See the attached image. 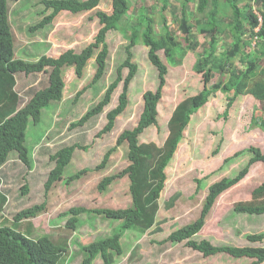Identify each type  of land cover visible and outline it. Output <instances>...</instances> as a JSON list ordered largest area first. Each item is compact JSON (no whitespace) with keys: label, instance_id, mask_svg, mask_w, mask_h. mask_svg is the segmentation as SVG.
I'll list each match as a JSON object with an SVG mask.
<instances>
[{"label":"rangeland","instance_id":"1","mask_svg":"<svg viewBox=\"0 0 264 264\" xmlns=\"http://www.w3.org/2000/svg\"><path fill=\"white\" fill-rule=\"evenodd\" d=\"M40 1L8 2L15 58L36 60L38 54L46 53L55 41V34L50 33V24L32 32L28 30L49 12L44 11ZM132 2L135 5L128 12V16H132L131 20H134L137 15L136 9L142 4L156 6L152 15L156 20L159 19L158 0ZM170 4L173 8L164 11V14L171 29L180 37L177 24L173 21V10L178 15L179 1L170 0ZM194 8V5L190 4L189 10L193 11ZM98 10L109 13L112 10L110 1L102 0L96 8L86 12L61 11L56 20L57 29L59 28L56 30L57 35L63 40L77 37L78 40L89 41L92 37L94 42V36L99 28L95 16ZM230 15L231 13L227 17L228 21ZM224 21L226 20L223 19ZM197 37L200 45L195 51H189L185 55L181 65L168 64L163 52H158L168 68L166 83L157 104V124L140 135V142L151 141L162 145L168 134L167 122L175 105L185 96L202 88L201 76L192 70V64L202 53L206 36ZM47 38L50 43L46 41ZM225 39L228 40L226 37ZM126 43L121 33L108 32L107 72L103 78L94 82L92 81L95 71L90 62L80 75L75 73L74 66H64L62 72L65 86L61 101L56 106V102H51L43 108L38 123L28 122L24 143L29 150L30 167L24 165L15 152H10L7 161L0 167V190L7 196V201L0 212V225L14 226V223L19 231H30L28 234L30 238L47 236L65 246L68 257L66 264H80L82 259L79 253L80 245L110 235L118 222L102 215L81 214L77 228L73 230L66 225L67 217L59 216L62 212L71 207L115 209L131 205L129 180L126 176L115 179L104 192L97 189L98 182L104 176L117 173L128 165L127 145L123 143L116 147L102 169L94 168L101 162L105 152L116 145L119 133L136 125L142 109L143 92L157 86L156 69L145 55L147 50L145 46L138 44L131 49V61L138 65V69L129 85L127 107L116 118L113 129L109 133L97 136L106 123L105 113L117 103L122 82L113 92V98L102 114L89 119L83 126L68 127L71 121L80 118L88 107L100 99L104 88L115 77L117 66L127 55ZM49 55H54V49ZM122 73L125 76L127 69L124 68ZM218 77L219 74L216 73L214 81ZM15 78V90L20 97L18 107H22L35 90L48 84L47 73L31 75L17 73ZM83 87H85L83 93L76 97V92ZM226 103V94L217 91L191 116L182 139L164 170L166 180L158 199L156 224L143 234L136 230L126 231L121 239L124 253L116 258L114 264H253V259L233 257L225 252L203 257L201 253L188 247L186 240L178 243L165 240L171 231L198 216L208 187L213 182L223 177H234L245 166L251 155L243 151L255 146L264 152V132L259 128L250 127L252 114L255 116L259 114V102L249 95H239L229 107ZM220 138L223 140L219 151L213 154ZM73 143L85 145L87 149H75L71 161L64 168L62 180L54 183L45 193L43 184L53 167L49 155ZM235 153L237 154L234 155ZM85 168L88 172L81 174L79 179L66 181L71 175ZM263 180L264 163H254L237 184L217 197L202 229L193 238L206 239L216 246L264 247V238L256 242L247 239L250 234L264 233V214L237 213L233 209L236 202L250 200L252 191ZM25 186L27 191L23 193L22 188ZM41 203H44V209L34 218L15 222L14 216L19 211ZM131 254L134 255L130 257ZM93 264L101 262L94 260Z\"/></svg>","mask_w":264,"mask_h":264},{"label":"trees","instance_id":"2","mask_svg":"<svg viewBox=\"0 0 264 264\" xmlns=\"http://www.w3.org/2000/svg\"><path fill=\"white\" fill-rule=\"evenodd\" d=\"M9 1L0 0V167L7 161L9 153L18 154L20 161L30 167L29 150L25 146V136L28 122L38 123L41 111L51 102L55 106L62 99L64 89V66H74L75 73L82 74L86 60L93 54L95 48H99L96 56L97 69L94 80L99 79L106 71V58L108 56L107 34L109 31H118L126 39L125 59L116 68L115 77L96 104L88 107L77 120L71 121L69 128L83 126L89 119L101 114L111 101V95L119 82L122 81V90L118 96L117 104L105 114L106 123L97 133V136L112 130L114 122L128 104V86L136 73L137 66L131 61V49L138 43L147 47V59L156 69L157 86L147 89L142 94V110L136 125L131 129H125L119 133L116 145L108 149L101 162L94 170L102 169L112 154L113 150L121 144L127 145L126 157L128 165L117 173L104 176L97 184L99 191H105L115 180L126 176L129 180V193L131 205L126 208H93L71 207L59 216L67 217L66 225L71 229L77 228L79 216L82 213L102 215L117 221V225L111 230V234L97 238L87 244L80 245V264H92L99 258L101 264H113L116 257L123 253L121 238L125 231L136 230L143 234L150 229L155 222V215L159 208L158 199L164 188L166 173L165 168L173 157L177 145L182 139L192 114L200 109L208 98L217 91L226 94L227 107H229L238 95L251 94L261 104L259 114L252 115L251 128H259L264 132V0H253L256 10L261 15V23L258 15L253 12L251 0L243 6H238L242 0H226L232 10L230 20L223 22L226 12L219 9V0H178L181 6L180 15L173 17L178 22L184 43L177 39L173 31L169 29L168 20L164 11L171 8L170 0H158L160 4V17L154 18V5H139L136 16H128L135 5L132 0H111L112 11L106 13L98 10L95 12L100 27L94 37V42L89 44L79 54L72 50L61 53L58 57H50L42 54L36 60L28 61L15 58L13 33L9 21ZM100 0H41L44 11H50L39 22L28 28L35 31L45 27L54 16L68 10L72 13L93 10ZM195 2L201 18L195 21L196 26L189 22L186 6ZM211 4V8L208 5ZM173 8V7H172ZM43 12V11H42ZM159 25L158 30L156 26ZM193 27L199 34H206L205 45L202 53L195 59L192 70L201 75L202 89L196 93L181 99L172 111L167 122L168 134L161 146L154 142H140L138 137L148 127L157 124V104L162 96V89L166 83L167 65L160 59L159 50L168 64L178 66L189 51H195L200 45L193 33ZM258 27L257 30H255ZM223 36L231 37L230 43L220 44ZM255 39V46L251 41ZM251 50L245 51L246 48ZM240 56L241 61L246 62V68L240 69L234 66V59ZM128 68L125 77L122 69ZM31 75L47 73L48 84L37 89L29 100L18 107L20 97L15 90L16 74ZM215 73L219 74L217 80H213ZM84 87L76 92V97L83 93ZM73 101V100H72ZM222 138L218 141L213 154L219 151ZM87 149V146L73 143L63 146L49 155V161L53 167L47 174L43 187L50 190L54 183L62 180L64 168L72 159L75 149ZM250 153L245 166L234 177H223L213 182L209 187L200 212L189 223L171 231L165 240L178 243L186 240L191 249L201 253L203 257L225 252L233 257H245L253 259V264H264V247L255 246H216L206 239L196 240L193 237L202 229L205 218L212 208L217 197L237 184L248 172L249 167L257 162L264 163V152L255 146L248 147L245 151ZM235 153L234 155H236ZM88 172V169L74 173L67 182L79 179ZM27 187L22 188L26 192ZM7 201V196L0 190V212ZM44 209V203L34 205L19 211L15 216V222L22 219L34 218ZM237 213L264 214V180L252 191L250 200L239 201L234 204ZM14 226L0 225V264H66L68 262L65 246L52 241L47 236L30 238V231L21 232ZM159 230L156 229V231ZM264 233H253L247 236L252 242L262 240ZM134 254H131L132 257Z\"/></svg>","mask_w":264,"mask_h":264},{"label":"crops","instance_id":"3","mask_svg":"<svg viewBox=\"0 0 264 264\" xmlns=\"http://www.w3.org/2000/svg\"><path fill=\"white\" fill-rule=\"evenodd\" d=\"M102 0H100V2H101ZM110 1V3H111V8H112V2H111V0H109ZM243 1V0H242ZM242 1H239V4H238V6H243V5H245L247 2H245V3H243ZM250 1V0H249ZM100 2H99V4H100ZM225 2H226V0H219V9L220 10H222V11H224V12H226V16L224 17V19L226 20V21H224V22H227L228 20H227V17H228V15L232 12V10H231V8H230V5L227 3V5H225ZM251 2V4L253 5V12L254 13H256L257 15H258V19H259V22L261 23V21H262V19H261V15H260V13H258V11L256 10V4L254 3V1L253 0H251L250 1ZM243 3V4H242ZM98 4V5H99ZM190 4H193L194 5V10L192 11V10H189V6H190ZM171 5V4H170ZM179 6H180V3H179ZM171 8H172V5H171ZM208 8H211V4H209L208 5ZM168 10V9H167ZM262 10H264V7L262 6ZM62 11H68V10H62ZM112 10H110V12H111ZM186 11H187V14L189 15V22L190 23H193L195 26H196V23H195V21L197 20V19H199V18H201V16H202V14L201 13H199L198 12V10H197V7H196V3L195 2H191V3H189L187 6H186ZM50 12V11H49ZM48 12V13H49ZM61 12V11H60ZM60 12H58L55 16H54V18L51 20V22L49 23L50 24V26H51V31H50V33L51 32H53L54 34H55V37H54V42H52V45H51V47L50 48H48L49 50L45 53V52H43V53H41V54H38V56H40V55H42V54H46L47 56H50V57H58L61 53H63V52H65V51H67V50H72L74 53H77V54H79L83 49H85L89 44H91L92 43V37H91V39L88 41V40H85V39H79L78 40V38L77 37H72V38H69L68 40H63L62 38H60L58 35H57V33H56V30H59V28L57 29V22H56V20H57V15L58 14H60ZM68 12H70V11H68ZM109 12V13H110ZM180 12H181V6L179 7V11H178V15L177 16H179L180 15ZM47 13V14H48ZM72 13V12H71ZM108 13V14H109ZM175 15V17H177ZM166 16V15H165ZM160 17V16H159ZM167 18V17H166ZM97 19V18H96ZM97 21H98V19H97ZM173 21H175V20H173ZM176 22V24H177V28H178V30L180 31L179 32V34H180V37H178L177 35H176V33H175V31L174 30H172L171 29V27H170V25H169V23H168V25H169V29L171 30V31H173L174 33H175V35L177 36V39L179 40V41H181L182 43H184L183 42V40L181 39L182 37H183V35H182V32H181V30H180V28H179V24H178V22L177 21H175ZM98 24H99V21H98ZM99 27H100V24H99ZM158 27H159V25H157L156 26V29L158 30ZM99 29V28H98ZM258 29V27L255 29V30H257ZM98 31V30H97ZM118 32V31H117ZM50 33H49V35H50ZM97 33V32H96ZM120 33V32H119ZM193 33H194V35L196 36V38H197V40H198V37H197V35H202L203 37H204V35L207 37V35L206 34H199V33H197L196 32V29L193 27ZM96 35V34H95ZM95 37V36H94ZM124 37V36H123ZM205 37V39H207ZM225 37L226 38H228V40H226L225 39ZM223 36V40L221 41V42H219L220 44H223V43H230L231 42V37L229 36V37H227V36ZM125 38V37H124ZM126 40V39H125ZM48 43H50L49 42V38H47V40H46ZM72 42H73V44H72ZM76 42V43H75ZM138 44H141V43H138ZM137 44V45H138ZM141 45H143V44H141ZM204 45H205V43H204ZM136 46V45H135ZM134 46V47H135ZM144 46V45H143ZM251 46H255V39H253L252 41H251ZM147 48V47H146ZM52 49H54V55H49V52L52 50ZM249 50H251V49H249L248 47L245 49V51H249ZM98 51H99V48H95L94 49V52H93V54L86 60V62H85V64H84V67H83V69H82V71H84V69H85V67L87 66V63L88 62H90L91 64H92V67H93V71H95L96 72V69H97V63H96V56H97V53H98ZM132 51V50H131ZM159 51H162L163 52V50H159ZM158 51V52H159ZM145 52H146V54H147V50H145ZM145 54V55H146ZM159 55V54H158ZM108 56H109V47H108ZM108 56H107V58H106V71H105V73H104V75H102L99 79H101V78H103L104 76H105V74H106V72H107V59H108ZM146 57H147V55H146ZM164 58H165V56H164ZM125 59V58H124ZM161 59V58H160ZM162 60V59H161ZM264 60V59H263ZM122 63V62H121ZM120 63V64H121ZM194 63V62H193ZM119 64V65H120ZM136 64V63H135ZM233 64H234V66H236V67H238V68H240V69H245L246 68V62L245 61H241L240 60V56H237L235 59H234V61H233ZM118 65V66H119ZM193 65V64H192ZM264 64H263V61H262V68H264V66H263ZM117 66V67H118ZM136 66H137V69H138V65L136 64ZM64 68H62V70H63ZM124 69V68H123ZM123 69H122V71L121 72H123ZM127 69V73H128V68H126ZM116 71V70H115ZM95 72H94V74H95ZM127 73H126V75H127ZM136 73H137V70H136ZM136 73H135V75L133 76V78L131 79V81L134 79V77L136 76ZM216 74V73H215ZM125 75V76H126ZM122 76H123V73H122ZM125 76H123V77H125ZM201 76V75H200ZM62 78H63V76H62ZM98 79V80H99ZM114 79V78H113ZM112 79V80H113ZM112 80L107 84V86L112 82ZM214 80V79H213ZM131 81H130V83H131ZM92 82H94V81H92ZM122 82V81H121ZM130 83H129V85H130ZM119 84H120V82H119ZM118 84V85H119ZM65 86V85H64ZM107 86L104 88V90H103V93H104V91L106 90V88H107ZM118 87V86H117ZM116 87V88H117ZM202 87H203V85H202ZM85 88V87H84ZM87 88V87H86ZM116 88H115V90H116ZM202 89V88H201ZM200 89V90H201ZM64 90V89H63ZM114 90V91H115ZM121 90H122V86H121ZM121 90H120V92H121ZM128 90H129V86H128ZM113 91V92H114ZM120 92H119V94H120ZM102 93V94H103ZM119 94H118V96H119ZM112 95H113V93H112ZM111 95V98H113V96ZM245 95H249L251 98H253L255 101H257V102H259L253 95H251V94H245ZM118 96H117V99H116V101L118 100ZM239 96V95H238ZM242 96H244V95H242ZM127 98H128V92H127ZM117 104V103H116ZM259 104H260V102H259ZM116 106V105H115ZM114 106V107H115ZM176 106V105H175ZM127 107V106H126ZM175 108V107H174ZM126 109V108H125ZM261 109V104H260V108H259V110ZM142 110V109H141ZM198 111V110H197ZM158 112V111H157ZM103 113V112H102ZM101 113V114H102ZM106 114V113H105ZM172 114V113H171ZM193 115V114H192ZM252 115H254V114H252ZM118 117V116H117ZM157 117H158V115H157ZM170 118V117H169ZM169 120V119H168ZM116 121V120H115ZM158 121V120H157ZM114 124H115V122H114ZM114 127V126H113ZM148 128H150V127H148ZM148 128H146L144 131H146ZM113 129V128H112ZM186 129V128H185ZM109 133V132H108ZM143 134V133H142ZM141 135V134H140ZM140 135H139V137H140ZM139 137H138V140H139ZM149 142H151V141H149ZM163 144V143H162ZM158 145V144H157ZM158 146H161V145H158ZM90 209V208H89ZM82 214H87V213H82ZM91 214H94V213H91ZM95 215V214H94ZM99 215V214H98ZM128 231V230H127ZM126 232V231H125ZM125 232L123 233V235L125 234ZM123 235H122V237H123ZM122 239V238H121ZM122 245V244H121ZM123 253H124V251H123ZM123 253L121 254V255H123ZM120 255V256H121ZM117 257H119V256H117ZM116 257V258H117ZM69 259H70V257H69ZM95 261L96 260H99L100 261V259L99 258H96V259H94ZM116 260V259H115ZM94 262V261H93ZM93 262H92V264H93ZM101 262V261H100ZM114 263H115V261H114ZM113 263V264H114Z\"/></svg>","mask_w":264,"mask_h":264}]
</instances>
